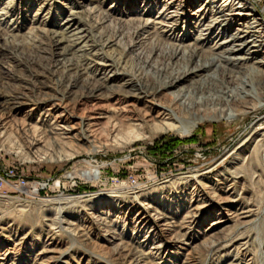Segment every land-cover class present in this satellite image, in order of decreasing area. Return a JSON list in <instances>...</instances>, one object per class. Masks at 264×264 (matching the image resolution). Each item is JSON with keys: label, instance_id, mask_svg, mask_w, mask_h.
I'll use <instances>...</instances> for the list:
<instances>
[{"label": "rangeland", "instance_id": "rangeland-1", "mask_svg": "<svg viewBox=\"0 0 264 264\" xmlns=\"http://www.w3.org/2000/svg\"><path fill=\"white\" fill-rule=\"evenodd\" d=\"M166 1L177 39L159 24L141 28ZM202 2L0 0V264H37L47 248L48 264H264V149L250 132L263 109L217 118L211 107L184 112L173 97L245 83L261 101L264 65L257 71L255 61L263 53L160 90L198 60L172 50L199 36L196 21L209 16L192 13ZM234 3L253 8L264 27V0ZM235 26L203 32L199 46L219 52L216 42ZM132 84L159 91L137 99ZM159 104L171 110L168 122L152 118ZM58 108L74 127L70 139L29 129L56 119ZM85 169L96 175L87 179ZM241 206L255 215L216 223ZM45 219L60 221L52 239Z\"/></svg>", "mask_w": 264, "mask_h": 264}, {"label": "bare ground", "instance_id": "bare-ground-1", "mask_svg": "<svg viewBox=\"0 0 264 264\" xmlns=\"http://www.w3.org/2000/svg\"><path fill=\"white\" fill-rule=\"evenodd\" d=\"M195 1L196 0H190L191 4ZM153 4L155 5L156 3ZM167 4L170 5V3L166 1L162 8L157 12L158 14L155 17L157 20L155 19V22L146 19L141 28L147 33L151 28H154L155 24H159L162 28L161 32H168L169 38L171 37L173 39H177V36L175 35L177 30L175 27L178 25L176 10H173V7L171 10H168L170 7H168ZM145 5L149 6V9L152 8V5L149 1L145 2ZM195 12L196 13L192 14L195 15L198 13L197 17L203 18V20L208 15V21H206V23H201L202 19L196 21L200 28V33H198L199 36L194 39L195 42H193L191 45L189 44L191 48H187L189 47L188 44H178V46L175 45L176 47L173 48L172 53L174 56L180 54L182 57H190V60L197 57L198 60L193 67H184L182 70L178 71L179 73H177L176 76H173L170 81L166 80L167 82L165 81L162 83L160 85V90L175 88L181 82L186 81L188 77L204 75V73H206L212 67H222L221 63H229L232 66L242 65L248 62L250 59H255V57L261 53H263L264 60L263 21L256 16L253 8H250L243 3H239V5H237L234 3V0H222L221 4H218V0H203V2L195 9ZM234 25L236 26L233 28V32L228 37H224L223 39H220L218 42H216L215 46L216 48L220 49L219 52L216 53L212 50V52H206L201 48V46H199V41L201 40L200 36L203 32L206 38L210 36L211 33H213L214 28L217 27L216 32H218V35L225 34ZM255 64H257L256 70L262 71L261 67L264 65V61L257 60L255 61ZM131 87L133 88L134 96L137 99H140L141 97L151 98V96H154V93L159 91V89L156 90V88L150 87L148 84H132ZM247 90L245 89V83H241L236 89H232L223 83L216 84V86L213 87H206L205 84H201L197 88L194 87L193 89L189 90L179 89L178 93L176 92L177 94H173V97L184 112L192 114L196 113L199 108L205 107L207 110L211 107L215 111V116L217 118L230 119L244 114H251L257 110L263 109V113L259 111L261 114H255V118L253 119L254 121L250 126L251 135L258 136L254 148L261 150L264 149V95H262L260 101L255 95L250 93L251 91L248 92ZM19 99L20 98L17 99V103L22 104V100ZM57 106L61 105L57 104ZM145 107H147L149 110L152 109V107L148 104H145ZM59 108L57 110L59 112L55 117L56 119L49 123L46 121V119H38L37 123L33 127H29V129L31 128L33 132L40 131L44 135L48 136V138L53 140L70 139L73 136L72 132L74 127L69 125L66 121L61 120L65 109ZM54 109L55 106L53 108H49V110ZM45 115L50 116V112L46 111ZM172 117L173 115L171 114V110L160 105L159 108L156 109V113L152 118L158 121L168 122L167 120H171ZM164 124H167V126L169 125L168 123ZM85 137L89 136L86 135ZM36 142L33 143L34 146L36 145ZM81 173L87 179H90L96 175V171L92 169H85ZM232 187V184H230L224 191L225 197L222 199V201L225 204H227L232 197ZM252 209L251 207H242L240 208V211L236 212V214L231 215L230 213V218H226L224 220L219 219V221L216 223L222 224L230 222V220L234 219L233 217L235 216L237 217V215L240 216L238 218L241 219L252 217L255 215L254 210ZM45 220L50 222V225H48L50 231H48L47 235L50 239L54 234V232H51L54 230L53 225L60 223V221L55 222V220ZM171 223L172 221L164 223L166 229H169L172 226ZM158 248H160L158 244L152 247V249ZM48 252H50L49 248L42 249L40 252H38L37 264H48V259L46 258Z\"/></svg>", "mask_w": 264, "mask_h": 264}]
</instances>
